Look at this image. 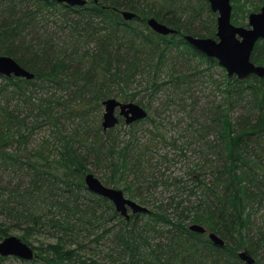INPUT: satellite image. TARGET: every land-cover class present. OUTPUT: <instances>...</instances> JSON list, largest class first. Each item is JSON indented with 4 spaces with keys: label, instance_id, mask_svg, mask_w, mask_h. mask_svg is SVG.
I'll return each instance as SVG.
<instances>
[{
    "label": "trees",
    "instance_id": "obj_1",
    "mask_svg": "<svg viewBox=\"0 0 264 264\" xmlns=\"http://www.w3.org/2000/svg\"><path fill=\"white\" fill-rule=\"evenodd\" d=\"M175 2L179 8L166 6ZM195 2L87 0L84 6H71L58 0H0V55L35 75L28 80L0 74V169L17 178L11 189L0 185V241L11 236L12 226L23 227L20 239L28 243L34 232H57L56 243L34 246L32 263L39 258L46 264H99L81 254L86 239L96 248L110 241V264H246L239 257L244 249L255 257L254 264H264V221L254 223L258 213L264 217V77H229L215 58L184 39H216L217 15L207 0H198L199 6ZM233 3L240 4L246 19L264 0ZM235 8L232 22L240 25ZM123 10L136 17L126 21ZM204 11L211 16L209 27L201 23ZM150 18L178 33H155L147 24ZM251 60L264 65V39ZM213 67L221 69L220 79L207 75ZM137 82L150 98L163 93L169 103L172 96L190 99L191 112L198 109L203 117L200 137L205 141L202 159L190 163L185 181L140 174L126 183L124 190L149 209L126 219L111 201L87 189V162L111 169V179L103 183L109 187L125 181L121 176L128 172H143V165L154 159L163 168L167 155L134 139L119 141L117 127L104 131L101 125L99 140L104 141L97 140L98 145L96 139H83L90 136L86 118L96 115L105 99L124 96L143 106L131 92ZM205 82L217 93L201 106L193 96ZM64 116L76 117L84 126L78 125L70 137L61 136L58 158L29 145L41 127L61 134ZM145 121L152 118L125 124L135 127ZM172 187L177 193L166 194ZM160 188L166 190L163 195ZM191 224L216 233L225 246L190 231Z\"/></svg>",
    "mask_w": 264,
    "mask_h": 264
},
{
    "label": "rangeland",
    "instance_id": "obj_2",
    "mask_svg": "<svg viewBox=\"0 0 264 264\" xmlns=\"http://www.w3.org/2000/svg\"><path fill=\"white\" fill-rule=\"evenodd\" d=\"M197 1L198 0H196L195 4L199 6ZM242 1L243 0H241V2ZM249 1L252 4H256L259 0ZM233 5L234 7H238L235 8L234 15H237V18L240 19L242 23L240 25H237L233 21V24L237 26H247L249 22L248 17L250 14L247 15L246 19H244L242 9L239 7L240 4L238 5L237 3H233ZM166 6L174 9L179 8L177 2L173 3V5L169 4ZM236 9L238 10L236 11ZM201 14L203 18L201 19V23H204L205 27H209L212 23L210 20V14L207 13V11H204ZM200 25H198V27H201ZM195 26L197 27V25ZM206 73L207 75L211 74L214 79H220L222 72L220 68L213 67L210 71L207 70ZM195 91L196 94L193 96V98L197 99L201 106L206 103L209 99H214L213 95L217 93L215 91L214 86H212L209 82H205L203 85H200L197 89H195ZM131 92L136 94V100L143 101V106H141H145L144 108L147 109L149 113L148 118H152V121L154 122L152 123V121H145L139 123L135 127H129L125 124L124 119L121 118V123H119L117 128L114 130L116 131L115 135H119V141H129L131 139H134L135 141L137 140L139 142L137 144H139L140 146L146 144L147 146H149V148L155 149L157 154L167 155L168 157V162L164 165L163 168L155 166L156 159H154L153 161H149L143 165V172L139 174H131L128 172L121 176L124 177L125 181H117L116 184H109V187L122 190L127 198L132 199L141 204L136 197L129 195L128 192L124 190L126 183H133L137 175L140 176V174L143 177L158 176L159 179H165L169 176L177 177L178 179L182 178L185 181V178L183 177L186 176L188 169L191 165L190 163L198 162L201 161L200 159H202L201 149L205 139L200 137L202 133V131L200 130V123L203 122V117L202 115H200L198 109L193 113L191 112L192 105L190 104V99L184 98V100H178L177 98L172 96V103H169L170 97H167L163 93L150 98L149 96H147V94H145V92L142 91V86H140L138 82L132 86ZM66 97L67 94L64 95V98ZM117 100L126 103L124 96ZM103 113L104 107L101 104L100 110L97 111L96 115L93 114L90 117L86 118L87 129L85 130L89 132L90 136L88 137V139H83L84 142L92 143L96 139V143L98 145L97 140H99V137H101V135L104 133L103 131H99V127L102 130L101 125L103 120ZM199 116L200 118H198ZM195 118L200 119L198 124L195 123ZM60 122L62 126V128L60 127V129L62 130L61 134H59L57 131H53L52 128H49L47 126L41 127L35 131L34 135L32 136L29 142V145L36 148L42 146L46 154L52 152V157L58 158L56 150H60L61 144L62 142H64L63 139L61 140V136L64 135L70 137V135L74 133V129H76L78 125L84 126V123H82L81 120L71 116H64V118L60 119ZM197 129L199 131L198 133L196 132ZM83 132L84 129L81 130V133ZM102 141H104V139H102ZM102 141H100L99 143H102ZM153 154L155 155V153ZM87 163H89L87 165V168L89 170L88 173L94 174L95 177H97L102 183L108 181V179H111V169L105 167V165H100L99 167H97L96 163L92 159ZM160 175L163 177H161ZM16 182V175L12 171L5 168L0 169V185L11 189V187H13L14 183ZM141 190H143V188H141ZM162 191L166 190L160 188L159 195H163ZM170 192H172V194L177 193L176 187L170 188L168 192L166 191V194H169ZM183 196L184 195H182V199ZM129 213H131V211ZM262 214L263 213L261 212L258 213V215H255L256 217L254 223H256L257 225L261 224V222L264 221V217ZM0 220H2L1 217ZM10 233L11 236H17L20 238V236L24 234V230L23 227L12 226ZM92 237L93 236H91V238ZM57 241V232H50L49 230H40L37 233L34 232L33 234H31V236L29 237V243L28 241L24 242L30 245L35 251V247L45 246L49 243H56ZM81 242L84 245V248L80 251L81 254L86 257H93L97 259L99 264H110V260L108 258V253L110 251L109 245L111 246L110 241L101 242L99 246H97V248L95 244H89L88 240L86 239L82 240ZM77 243H80V241L76 243H71L70 247L76 248ZM35 254H37L36 251ZM32 262L33 260L27 261L12 256H0V264H46L43 260L39 258H36V262Z\"/></svg>",
    "mask_w": 264,
    "mask_h": 264
},
{
    "label": "water",
    "instance_id": "obj_3",
    "mask_svg": "<svg viewBox=\"0 0 264 264\" xmlns=\"http://www.w3.org/2000/svg\"><path fill=\"white\" fill-rule=\"evenodd\" d=\"M71 6H84L87 0H58ZM96 3L98 0H94ZM210 9L218 14L216 37H194L185 35L184 39L198 51L210 58H215L229 77L236 76L240 80L249 78L252 75L260 78L264 77V65L252 62L251 57L256 45L264 39V5L258 12L249 15L247 26H237L232 22L233 4L232 0H207ZM122 17L126 21H131L136 14L123 10ZM148 26L157 34L169 36L177 34V31L155 18L147 20ZM0 74L7 77H18L24 79H34L35 75L22 67L15 59L9 56L0 55ZM104 107L102 127L104 131L116 128L120 119L125 123L142 121L149 115L147 109L135 102H121L116 98H108L102 102ZM87 189L111 201L118 213L129 219L130 214L147 213L149 209L138 202L125 196L122 190L104 185L92 173L85 176ZM131 211V213H129ZM189 230L195 233L207 234L208 238L219 247L225 246V241L216 233L209 232L200 224H191ZM1 257H17L22 260H33L35 251L30 245L22 241L17 236H8L0 241ZM239 257L246 264H254L255 258L244 249L240 251Z\"/></svg>",
    "mask_w": 264,
    "mask_h": 264
},
{
    "label": "flooded vegetation",
    "instance_id": "obj_4",
    "mask_svg": "<svg viewBox=\"0 0 264 264\" xmlns=\"http://www.w3.org/2000/svg\"><path fill=\"white\" fill-rule=\"evenodd\" d=\"M213 12V11H212ZM214 13V12H213ZM215 14H217V13H215ZM217 17H218V14H217ZM166 25V24H165ZM177 31V30H176ZM178 33V32H177ZM174 35H176V34H174Z\"/></svg>",
    "mask_w": 264,
    "mask_h": 264
},
{
    "label": "bare ground",
    "instance_id": "obj_5",
    "mask_svg": "<svg viewBox=\"0 0 264 264\" xmlns=\"http://www.w3.org/2000/svg\"><path fill=\"white\" fill-rule=\"evenodd\" d=\"M254 257V256H253ZM255 258V257H254ZM256 260V259H255Z\"/></svg>",
    "mask_w": 264,
    "mask_h": 264
}]
</instances>
